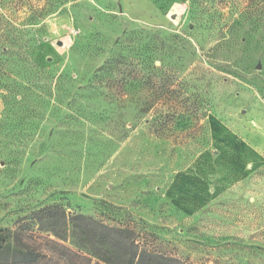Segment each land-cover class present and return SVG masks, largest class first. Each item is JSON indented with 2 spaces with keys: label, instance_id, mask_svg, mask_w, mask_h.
Returning a JSON list of instances; mask_svg holds the SVG:
<instances>
[{
  "label": "rangeland",
  "instance_id": "1",
  "mask_svg": "<svg viewBox=\"0 0 264 264\" xmlns=\"http://www.w3.org/2000/svg\"><path fill=\"white\" fill-rule=\"evenodd\" d=\"M48 205L264 264V0H0V228Z\"/></svg>",
  "mask_w": 264,
  "mask_h": 264
},
{
  "label": "trees",
  "instance_id": "2",
  "mask_svg": "<svg viewBox=\"0 0 264 264\" xmlns=\"http://www.w3.org/2000/svg\"><path fill=\"white\" fill-rule=\"evenodd\" d=\"M68 238L71 245L65 243ZM173 262V258L141 248L130 229L108 226L82 214L67 218L65 211L54 205L33 211L13 227L0 228V264Z\"/></svg>",
  "mask_w": 264,
  "mask_h": 264
},
{
  "label": "crops",
  "instance_id": "3",
  "mask_svg": "<svg viewBox=\"0 0 264 264\" xmlns=\"http://www.w3.org/2000/svg\"><path fill=\"white\" fill-rule=\"evenodd\" d=\"M154 14V13H153Z\"/></svg>",
  "mask_w": 264,
  "mask_h": 264
}]
</instances>
